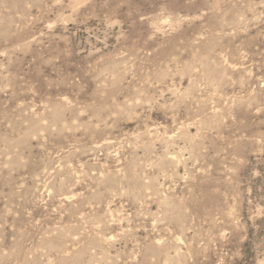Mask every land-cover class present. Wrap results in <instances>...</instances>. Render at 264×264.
Masks as SVG:
<instances>
[{
    "label": "rangeland",
    "instance_id": "rangeland-1",
    "mask_svg": "<svg viewBox=\"0 0 264 264\" xmlns=\"http://www.w3.org/2000/svg\"><path fill=\"white\" fill-rule=\"evenodd\" d=\"M0 264H264V0H0Z\"/></svg>",
    "mask_w": 264,
    "mask_h": 264
}]
</instances>
